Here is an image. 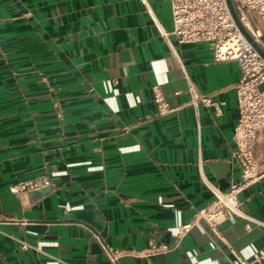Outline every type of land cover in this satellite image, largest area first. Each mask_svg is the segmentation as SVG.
Wrapping results in <instances>:
<instances>
[{
    "label": "crops",
    "instance_id": "1",
    "mask_svg": "<svg viewBox=\"0 0 264 264\" xmlns=\"http://www.w3.org/2000/svg\"><path fill=\"white\" fill-rule=\"evenodd\" d=\"M171 30L169 0H0V264H110L89 229L120 264H232L264 249L252 221L264 222L263 177L239 195L249 218L218 233L200 220L177 248L146 252L214 198L202 175L226 189L240 173L238 63ZM153 85L169 112L156 114ZM191 85L224 103L193 104ZM39 175L45 192L8 189Z\"/></svg>",
    "mask_w": 264,
    "mask_h": 264
},
{
    "label": "built area",
    "instance_id": "2",
    "mask_svg": "<svg viewBox=\"0 0 264 264\" xmlns=\"http://www.w3.org/2000/svg\"><path fill=\"white\" fill-rule=\"evenodd\" d=\"M145 1V0H143ZM171 32L180 43L206 41L209 43L214 62L236 61L239 66V79L233 84L238 108V121L234 127V150L232 158L239 169V177L226 189H221L202 175L203 183L214 198L199 208L192 220L177 227L171 241L152 242L146 248L147 254L166 253L179 246L185 234L194 223L203 220L216 233L218 226L230 215L249 218L241 209L240 193L264 177V154L262 160L256 154L258 137L264 133V57L252 44L255 43L264 53V0H231L238 20L251 38L249 41L233 18L226 0H169ZM165 37L167 32L160 30ZM153 100L157 115L170 111L158 87L153 85ZM190 101L214 106L216 110L224 101H214L212 93L201 94L191 85ZM46 175H39L15 184L8 189L12 193L35 192L49 186ZM263 224L259 220H252ZM103 255L110 264H120L121 251L106 243L92 229ZM28 244L21 242V247ZM39 249V246H37ZM264 258V249L253 253L250 259L235 254L232 264H256ZM57 261V258H55ZM65 263V262H64Z\"/></svg>",
    "mask_w": 264,
    "mask_h": 264
},
{
    "label": "water",
    "instance_id": "3",
    "mask_svg": "<svg viewBox=\"0 0 264 264\" xmlns=\"http://www.w3.org/2000/svg\"><path fill=\"white\" fill-rule=\"evenodd\" d=\"M226 2H227V5H228V7H229V9H230V12H231L233 18L235 19V21L237 22V24L240 26V28H241L243 34L245 35V37H246L249 41H251L250 36H249L248 33L244 30V28L241 26V24H240V22H239V20H238L237 14H236V12H235V10H234V7H233V4H232L231 0H226ZM251 42H252V41H251ZM252 44L255 46V48H256V49H257V50L263 55V57H264V53H263V51L259 48V46H258L257 44H255V43H253V42H252ZM226 186H227V183H226ZM224 188H225V186H224V187L221 186V189H224ZM48 189H49V187L46 186V187L42 188L40 191H35V192H33V193H34L35 195H38V194H40L41 192H45V191H47Z\"/></svg>",
    "mask_w": 264,
    "mask_h": 264
}]
</instances>
